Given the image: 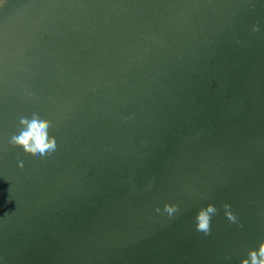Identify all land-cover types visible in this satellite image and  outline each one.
<instances>
[{
    "label": "water",
    "instance_id": "water-1",
    "mask_svg": "<svg viewBox=\"0 0 264 264\" xmlns=\"http://www.w3.org/2000/svg\"><path fill=\"white\" fill-rule=\"evenodd\" d=\"M32 114L43 152L14 135ZM262 244L264 0H0V264Z\"/></svg>",
    "mask_w": 264,
    "mask_h": 264
},
{
    "label": "clouds",
    "instance_id": "clouds-1",
    "mask_svg": "<svg viewBox=\"0 0 264 264\" xmlns=\"http://www.w3.org/2000/svg\"><path fill=\"white\" fill-rule=\"evenodd\" d=\"M45 127L44 122L41 118L35 114L29 115L25 118V123L16 131L14 135L20 137L26 145H32L37 150L43 152L47 148L54 146V142L44 141V132L42 129ZM32 134V139L27 138V134ZM199 228H207V218L205 215L200 216ZM252 264H264V244L260 246L259 256L261 259L257 261V254L255 252L251 253ZM247 264V261H245Z\"/></svg>",
    "mask_w": 264,
    "mask_h": 264
}]
</instances>
